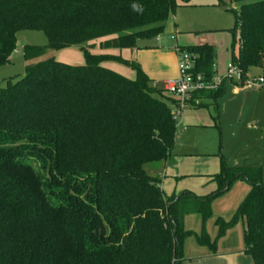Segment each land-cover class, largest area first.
<instances>
[{
    "label": "trees",
    "instance_id": "trees-1",
    "mask_svg": "<svg viewBox=\"0 0 264 264\" xmlns=\"http://www.w3.org/2000/svg\"><path fill=\"white\" fill-rule=\"evenodd\" d=\"M231 2L240 42L232 65L245 75L264 72V0ZM178 7V0H0V67L20 31L48 39L47 47H24V78L0 88V264H180L192 236L216 252V241L186 230L185 218L207 220L211 201L241 178L252 186L237 212L247 254L264 264L262 169L222 159L215 192L167 197L146 165L173 160L178 102L137 61L91 53L133 51L138 40L164 33ZM64 49L82 51L85 64L58 62L54 54ZM185 49L197 56L196 72L215 75L213 46ZM109 61L135 79L105 67ZM223 90L196 93L191 106ZM217 226L222 238L233 222Z\"/></svg>",
    "mask_w": 264,
    "mask_h": 264
},
{
    "label": "rangeland",
    "instance_id": "rangeland-1",
    "mask_svg": "<svg viewBox=\"0 0 264 264\" xmlns=\"http://www.w3.org/2000/svg\"><path fill=\"white\" fill-rule=\"evenodd\" d=\"M178 4L179 7L171 14L164 33L138 40L136 48L131 50L132 52L129 51L133 57L128 60L138 61L141 64L136 57L137 53L141 52L149 74L142 64L141 66L152 83L177 79L176 49L187 51L185 48H188L196 34L185 32L198 26L203 33L197 35L214 48L215 76H224L232 64V49L235 56L239 55V36L234 38L232 34L237 8L231 0H178ZM16 37V50L11 55L9 63L0 67V88L7 87L9 82L16 83L24 78L25 46H48V39L42 31L24 30L17 33ZM112 51L116 50L103 51L95 48L91 53L112 55ZM54 57L58 62L66 65L83 66L85 64L84 54L79 49L60 50L54 54ZM105 65L117 67L120 70L117 73L125 78L131 80L135 77V72L128 66L111 61ZM247 76L252 81L263 77L264 72L263 69L254 67L249 69ZM158 88L162 90L163 86L159 85ZM225 89L226 92L218 100L219 110L215 109L211 101L208 107L187 108L180 117H177L178 137L173 154L177 157L176 169L181 179L176 183L195 193L201 192L205 196L218 189L217 183L211 182L209 177L220 172L222 159L230 167H260L264 183V86L244 89L240 88V84L237 86L234 82H227ZM171 97L173 98L166 94V99ZM167 102L170 104L169 100ZM173 159L172 162H175V158ZM165 168L164 163L149 164L146 165V172L154 177L166 172L167 175L172 174L171 169L165 170ZM183 176L189 177L183 178ZM159 178L162 183V177ZM251 192L252 186L245 179H238L228 191L211 201V216L207 220L203 221L196 215L186 218V227L190 231L198 236H202L205 232L211 243L216 241L217 251L221 248L226 250V254L218 264H221L220 261L222 264H253V259L247 254L244 239L245 219L237 213L240 204ZM219 219L233 222L232 228L222 238H217ZM190 241L195 243L193 251L212 253L211 248L200 246L197 239L187 238L183 243L184 259L190 258L187 249ZM188 263L184 261L181 264ZM208 263L203 260V264ZM191 264L199 263L194 261Z\"/></svg>",
    "mask_w": 264,
    "mask_h": 264
},
{
    "label": "built area",
    "instance_id": "built-area-1",
    "mask_svg": "<svg viewBox=\"0 0 264 264\" xmlns=\"http://www.w3.org/2000/svg\"><path fill=\"white\" fill-rule=\"evenodd\" d=\"M178 78L166 80L163 82V90L165 93L173 96L178 102L174 108V116L180 117L183 111L191 105L193 96L199 92H216L221 86L227 82H234L242 85L247 89L261 88L264 86V76L250 81L247 75L237 65H231L227 73L222 77H207L204 73L196 72L197 56L176 49ZM154 87H157L154 84ZM158 88V87H157Z\"/></svg>",
    "mask_w": 264,
    "mask_h": 264
},
{
    "label": "crops",
    "instance_id": "crops-1",
    "mask_svg": "<svg viewBox=\"0 0 264 264\" xmlns=\"http://www.w3.org/2000/svg\"><path fill=\"white\" fill-rule=\"evenodd\" d=\"M184 7H187V6H185L184 5ZM185 33H188V34H196V35H194V37H193V41H191V43H189V46L188 47H196V46H202V45H206V40H204L203 38H201L200 37V35H197L198 33H203L201 30H199V27L198 26H194L192 29H191V31H186ZM96 44H98V42H96ZM207 45H209V44H207ZM212 46V45H211ZM129 51H131V50H128V51H126V50H116V51H112L111 53H112V55H114V56H117V55H119L120 57H122L124 60H127V61H129L128 59H130L131 57H133V54L131 53L130 54V52ZM132 52V51H131ZM136 57L138 58V60L141 62V64H142V66H143V68H144V70H146V72H147V69H146V67H145V64H144V62H143V54L141 53V52H138L137 53V55H136ZM138 62V61H137ZM232 62V61H231ZM139 63V62H138ZM140 64V63H139ZM140 64V65H141ZM232 65V64H231ZM106 66V65H105ZM141 66V67H142ZM107 68H109V69H113L114 71H118V72H120V70L117 68V67H112V66H106ZM142 68V69H143ZM148 73V72H147ZM149 74V73H148ZM248 77V76H247ZM133 79H135V77L133 78ZM133 79H131V80H133ZM249 79V78H248ZM153 81V80H152ZM164 81H166V80H163L161 83H158V82H155V83H153V85L154 84H156L157 85V87L159 86V85H163V82ZM237 86H239V84H236ZM225 87H226V83L224 84V92H223V94L221 95V97L224 95V93L226 92V89H225ZM240 88H244L242 85H240ZM245 89V88H244ZM221 97H219L218 99H216V100H211V99H201V100H196V102H197V104H203V105H205L204 107H208L209 106V102H213L214 103V106H215V109H218L219 110V105H218V100L221 98ZM172 98V97H171ZM173 99H175V98H173ZM204 107H202V108H204ZM189 109L190 108H192V109H197L198 107H195V106H189L188 107ZM187 109V108H186ZM183 120V119H182ZM183 122V121H182ZM178 137V136H177ZM177 139V138H176ZM174 158H175V162H172L173 160H169V161H166V162H163L164 164H165V170L166 169H171V172H172V174H170V175H167V172L166 173H164V174H161V175H159V176H157V177H162L161 179H162V183H161V188H162V190H163V192H164V194L167 196V197H171L173 194H176V195H178V194H181V193H183V191L184 192H191V193H194L196 196H199V197H204L205 195H203V194H201V192H194V191H192V190H187L186 189V187H181V186H179V184L178 183H176L177 181H179V179H181L179 176H178V170L176 169V167H177V162H176V159H177V157L176 156H174ZM216 175V174H215ZM214 175H211L209 178H210V181L211 182H213L212 181V177H213ZM186 177H189V176H183V178H186ZM175 180V181H169V180ZM167 182H169V184L167 183ZM167 185V188H165V186ZM187 217H189V216H187ZM186 217V218H187ZM186 218H185V222H184V226H185V229L186 230H189L187 227H186ZM189 238H195L196 239V237L195 236H192V237H189ZM222 241V240H221ZM223 242V241H222ZM194 241H190L189 243H188V255H189V257L190 258H186V259H184L183 258V253H184V247L182 248V259H180L179 260V263L181 264V263H183L184 261H187V263L188 262H190V263H188V264H191V263H193L194 261H197L199 264H203V260H206L207 261V263L208 264H213V262H216V264H218V262H219V260H222L223 259V255H225L226 254V250H222V248L221 249H219L218 251L216 250V252H203L202 253V251H193L194 250ZM203 247V246H202ZM202 247H200V248H202ZM203 248H205V247H203ZM193 254H195V255H193ZM220 263L222 264V261H220Z\"/></svg>",
    "mask_w": 264,
    "mask_h": 264
},
{
    "label": "water",
    "instance_id": "water-1",
    "mask_svg": "<svg viewBox=\"0 0 264 264\" xmlns=\"http://www.w3.org/2000/svg\"><path fill=\"white\" fill-rule=\"evenodd\" d=\"M171 206V204L168 205V208ZM176 233V228L174 229V234Z\"/></svg>",
    "mask_w": 264,
    "mask_h": 264
}]
</instances>
